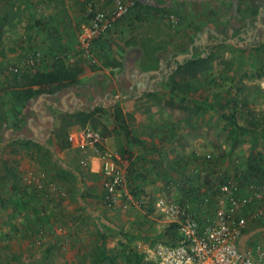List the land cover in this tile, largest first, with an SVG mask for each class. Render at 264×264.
Masks as SVG:
<instances>
[{"label":"rangeland","instance_id":"rangeland-1","mask_svg":"<svg viewBox=\"0 0 264 264\" xmlns=\"http://www.w3.org/2000/svg\"><path fill=\"white\" fill-rule=\"evenodd\" d=\"M90 1L0 0V264H128V255L138 244L153 246L169 241L163 237L161 219L155 212L159 198L179 203L184 199V189H199L201 193L215 188L225 177H235L250 157L264 152V0H121L138 3L125 18L130 33L123 55L119 54L121 48L115 49L111 43L108 49L121 61L107 58L96 47L92 53L95 63L80 54L96 75L103 73L102 65L108 61L121 64L120 73L129 76L124 71L129 58L166 68L167 72H163L166 86L157 88L156 96L144 95L139 99L136 92L129 93V82L125 79L111 87L101 86L95 79V87L82 92L87 101L83 105L85 110L102 109L86 126L98 132H102V126L112 129L108 119L115 97L118 96L117 101L125 98L126 103H121L127 112L129 139L126 141L124 134H115L110 147L117 152L123 145L132 150L131 160L137 159L141 174L136 188L140 205L126 212L105 211L103 204L97 206L101 203L97 188H102V176H91L82 164L87 155L72 148L69 153L61 150L54 132L40 144L50 153L51 162L37 157L31 144L27 148L17 143L18 139L38 142L30 113L17 112L8 100L6 87L13 79V67L32 53L40 52L42 60L38 66L48 69L52 59L37 48L42 46L36 41L37 32L46 24L43 19L70 17L76 23L77 40L82 25L88 23ZM109 4L106 1L98 8L106 9ZM252 9H258V15L251 16ZM58 32L51 33L55 39ZM195 55L207 58L208 62L194 76L186 72L175 75L178 64ZM115 74H111L114 79ZM172 79L177 86L188 84L190 92L185 96L179 90L170 93L168 85ZM135 95L138 100L133 102L130 97ZM229 98L236 99L238 106L244 103L235 124L228 120L235 107L227 103ZM142 110H148V115L155 114L139 123L128 114L137 115ZM68 111L58 112L62 120L55 131L66 124ZM253 122H259L260 126L254 129ZM166 123L172 128L173 141L159 147L157 142L161 139L156 137L157 131L163 135ZM160 148L163 149L159 151ZM208 155L213 157L212 167L204 164ZM59 166L76 176L75 181L59 182L65 195L52 192L50 197L37 201L30 198L29 204L32 202L34 206L22 211L8 201L13 185L9 169L18 173L21 187L31 195V177L43 176L44 183L53 180ZM37 210L41 216L52 213L50 224L65 228L68 237H56L50 232L48 242L38 245L34 232L40 225L35 216ZM101 247L114 262L99 261Z\"/></svg>","mask_w":264,"mask_h":264},{"label":"built area","instance_id":"built-area-1","mask_svg":"<svg viewBox=\"0 0 264 264\" xmlns=\"http://www.w3.org/2000/svg\"><path fill=\"white\" fill-rule=\"evenodd\" d=\"M108 0H91L87 4L88 23L82 26L77 36L79 51L92 59L96 40L111 32L119 20L127 16L134 2L111 0L106 9L98 5ZM42 60L38 52L13 67V73L23 68H33ZM92 63L96 61L92 59ZM71 148L100 161L103 177V204L112 211L126 212L142 201L134 197L127 184V161L104 147V138L90 128H74L68 133ZM104 147V148H103ZM206 158H210L208 155ZM43 176L31 177L35 187L45 186ZM49 191L65 195L55 183L48 185ZM163 230L174 226L178 238L173 244L159 242L138 244V251L154 264H264V184L242 185L235 177L221 183L216 192H207L195 203H172L159 198L155 204ZM54 235L66 236L62 227L53 228ZM48 231L37 234V244L48 242Z\"/></svg>","mask_w":264,"mask_h":264},{"label":"trees","instance_id":"trees-1","mask_svg":"<svg viewBox=\"0 0 264 264\" xmlns=\"http://www.w3.org/2000/svg\"><path fill=\"white\" fill-rule=\"evenodd\" d=\"M135 6H138V3L137 4L134 3L133 9L135 8ZM251 11H252L251 16L258 15L259 13L258 9H252ZM93 50H94V46H93ZM207 62H208L207 58H203L200 55H195L191 57L190 60L178 64L175 75H178L180 73L183 74L184 72H186L190 76H194L197 72V69L205 65ZM13 74H14L13 79L11 83L7 85L6 88H8L7 89L8 90L7 95L9 98L8 100L13 104L15 108L16 106H19L21 108L25 107L26 105L32 103L35 99H38L43 96H52L58 93L62 88L75 84L79 81L78 75L75 72V70L69 64H67L66 60H64L63 58L53 59L52 64L48 69H43L37 64L33 68H23L19 70L18 73H13ZM177 84H178L177 81L175 79H172V84L168 85V87L170 86L169 87L170 93H174L177 90H179L182 91L183 95L185 96L190 92L189 91L190 86L188 84L185 83L181 86H177ZM227 103L228 104L232 103L233 106H235L233 107L234 111H232L231 116L228 118L230 122L235 124L236 116L240 113L239 110L244 106V103L238 106V102L234 98H229ZM20 109L16 108L15 110L19 112ZM100 112H102V109H96L90 112L79 111L77 113L68 114V119L64 127L59 129L58 131H54L55 133L54 135L57 139V142L59 143L60 149L69 150L71 148L70 143L68 142V133L71 128L74 127L87 128L86 126L89 122L92 121L94 114ZM111 119L113 121V128L108 129L102 126V132H99L101 136L105 139L114 136L115 134L117 136L124 134L126 141H128L129 139L128 125L124 118V114L119 107H115L114 109H112ZM252 126L255 129V127L260 126V123L253 122ZM242 131L247 132L246 129H242ZM172 138H173V134L171 133L170 136L165 138V140L166 139L170 140ZM132 141L135 143L137 142L136 140L135 141L132 140ZM17 143L27 148H31V146L29 145L31 144L32 147L36 149L37 157L39 156V158L40 157L44 158L46 162H51L50 153L48 152V150L43 149L40 143H35L31 140L25 141L24 139L22 140L18 139ZM117 154L120 156L122 160H125L128 163L126 168L128 188L131 194L134 197L138 198L139 194L136 189L138 188L137 180L141 178V174L138 173V161L136 158L134 160H131L132 156L134 155L133 152L123 145L117 150ZM189 164L190 163L187 162V164H185L186 167H188ZM204 164H206V166L208 167H212L214 165L213 157L210 156L209 159L208 158L204 159ZM9 172L13 179L12 180L13 185L10 188V195L8 201L11 202L12 206H14V208L18 211L27 210L31 206H34L32 202L29 204V201L31 200L30 198H32L33 201H37L43 197H50V195L52 194L48 189V185L50 183H55L61 189L63 187L60 185L59 183L60 181L72 182L76 180V176L73 173L67 171L65 167L59 166L56 169L54 175V178L56 180L53 179L45 183L43 182L45 187L40 190H38L33 184L32 185L33 187L31 188L30 191L32 192V194L29 195V193H27L28 191H26L24 187H21L18 173H15L14 170L12 172V170L10 169ZM228 178L229 177L227 178L225 177L215 188H212L213 192H216L218 186L221 183L225 182ZM235 178L240 180L242 185H247L251 183L264 184V152H259L254 157H250L244 169L239 170L238 173L235 174ZM186 180H188V178H185V181ZM206 185L208 186L209 182H206ZM102 188H103V182H102ZM212 189L210 187V189H206L205 192L202 191L201 193L199 189H194V188L184 189V197H183L184 199L179 203L181 204L195 203L201 201V199H203V196ZM102 204H103V197H102ZM35 216H37V220L40 222L39 228L34 231L35 234H38L39 231L41 230L48 231L50 233L53 232L52 230L55 226L62 227L58 224H50L51 218H53L52 213L41 216V211L37 210L35 211ZM66 237H68V235H66ZM100 237L101 239H104L105 236L103 235V233H100ZM163 237L169 239V241H163V242H166L168 244H173L178 238V233L176 231V228L174 226L167 228L164 231ZM76 243H77L76 241L72 242V244L74 245H76ZM101 255L102 256L99 260L100 262L109 261L112 263L115 261L113 257L108 256L104 252L103 247H101ZM127 261L128 264H154L153 262L147 261L145 259V255L142 252L138 251L136 247L130 252V255H128Z\"/></svg>","mask_w":264,"mask_h":264},{"label":"crops","instance_id":"crops-1","mask_svg":"<svg viewBox=\"0 0 264 264\" xmlns=\"http://www.w3.org/2000/svg\"><path fill=\"white\" fill-rule=\"evenodd\" d=\"M110 1L111 0H108V3ZM108 6L104 8H108ZM125 18L126 17L119 20L115 28L111 32H109L106 36L100 38L94 44V48L96 47V49L101 50L100 52L105 54L107 58H116L119 62L121 61L119 56L113 53L110 54L108 49L109 46L112 47L111 46L112 44L113 48L115 49L121 48L120 49L121 53L119 54L123 55L122 53L124 52H122V49H124V45L127 46V42L129 40V37L127 36H129L130 33L129 32L130 25L127 23ZM43 22L46 23L45 26H43V30L38 31L36 34L37 36L36 41H40L42 47L39 46L37 48L39 50H42L48 56L47 58H51L52 60L55 58H63L64 60H66V63L69 64L77 73L79 81L75 84L62 88L58 93L52 96H43L38 99H35L32 103L26 105L25 107L21 108L19 106H16L17 109L21 108L20 110L23 111L22 114L30 113L31 116L30 120H32L30 124L33 125L32 129L34 131V135L38 143L43 144V138L47 139V137L51 136L50 132L52 133L55 130H57V128H59L62 118H59L57 114H59L61 110L66 111L68 109L69 114L77 113L79 111H86V112L91 111V110L90 111L85 110L83 108L84 103H86L87 101L85 97L82 95V92L87 91L90 88L93 89V87H95L94 86L95 79H98L100 85L105 87H111L112 84H114L115 82L122 83L123 79H125L126 82H129V87H128L129 93L136 92L137 94H139L140 97L139 99H142L144 95L156 96L155 90L157 88H163L166 86L165 83L166 81H164L163 79L164 77L163 72H167L166 68L162 69V66L154 63L152 64L149 63V66L146 65L145 63L140 64L137 61L133 62L132 60H130V58L126 61V68L124 70L125 72L130 74L129 76L122 75L120 73L123 70L122 69L123 66L121 64L110 63L108 61L102 65L103 73H101V75H96V71H94L93 69H88L86 64L80 57L81 53L79 51L78 41L76 40V37L74 35L75 26H76L74 20L70 19V17L68 16L67 17L57 16L56 18H49V16H47L43 19ZM37 24L39 25L40 23ZM54 30L55 31L59 30L58 32L59 36L57 39H55V35L51 34ZM126 50H129V47L126 48ZM38 53L41 55L40 52ZM126 56L129 57L130 54L128 53L126 54ZM68 58L69 60L67 61ZM41 68H43V66ZM116 72L117 74H115L114 76L116 79L115 80L111 74ZM115 98L116 99H115L114 107L111 109H114L115 107H119L122 110L126 119L127 112L122 106V103L123 104L126 103L125 98L122 99L123 101L122 100L117 101L118 96H116ZM130 98L134 100L133 102L138 100L136 95ZM117 102H119V104ZM148 112H149L148 110L147 111L142 110L139 111L137 115L134 114L133 112L128 114H130L131 118L138 120L137 122L139 123V120L141 119L144 120L145 122L146 120L152 119L151 117H153L154 116L153 114L155 113L151 112V114L148 115ZM108 121L113 124L112 119H108ZM141 125L142 124H139L140 127ZM165 127H166V131L164 132L163 135H162V131H157L158 132L157 136L156 134H154V136L161 139V141L157 142L159 147H163L165 144L164 142L171 143L173 141L172 139L165 140V138L170 136L172 132V128L170 124L166 123ZM74 128H78V127H74ZM108 129L111 128L108 127ZM112 137L113 136L104 139V147L110 150H112L110 147V140L112 139ZM161 149L163 148H160L159 151ZM70 151L71 149L64 150L65 153L66 152L69 153ZM112 151L116 152V150H112ZM87 163H88L87 168L91 176L101 177L99 159L93 155L88 159ZM91 188L96 189V186H92ZM97 190H98L97 193L101 195V200H100L101 203H97V206L102 207V197L104 194V190L102 188L101 189L97 188ZM103 210L107 211V208L103 207Z\"/></svg>","mask_w":264,"mask_h":264}]
</instances>
